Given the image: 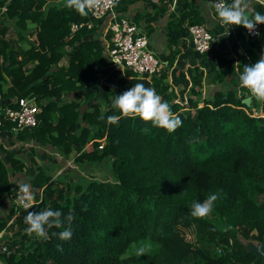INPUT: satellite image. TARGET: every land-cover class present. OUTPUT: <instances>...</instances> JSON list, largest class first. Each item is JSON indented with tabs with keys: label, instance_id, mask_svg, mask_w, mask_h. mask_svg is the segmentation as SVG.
Here are the masks:
<instances>
[{
	"label": "trees",
	"instance_id": "1",
	"mask_svg": "<svg viewBox=\"0 0 264 264\" xmlns=\"http://www.w3.org/2000/svg\"><path fill=\"white\" fill-rule=\"evenodd\" d=\"M134 1L119 0L115 6L126 10ZM237 2L246 5L244 10L250 5L249 19L264 12L260 0ZM187 18V24L202 23L191 5L184 8L180 21ZM72 22L82 25L72 30ZM103 22L89 12L81 15L67 0H0V105H14L15 97H34L41 106L39 120L17 130V139H32L62 158L74 153L78 162L53 179L56 163L30 156L26 168L33 173L27 183L35 201L30 208L12 203L0 216V230L10 231L0 236V264H264L247 247L248 241H264V99L233 77L232 86L215 90L198 105L202 71L196 69L188 71L194 85L186 100L173 101L165 92L162 69L151 78L162 100L180 117L171 130L122 114L112 101L124 86L82 107L67 92L96 83L108 71L106 48L94 33ZM258 24L262 30L264 22ZM234 26L230 45L240 59V74L245 64L264 54V45L256 50L243 33L244 25ZM10 27L17 37L10 35ZM22 40L30 45L23 48ZM239 45L247 55L238 52ZM203 53L211 54L206 60L214 70L212 81L225 80V51L212 42ZM62 56L66 61L59 65ZM27 61L33 62L26 70ZM6 79L9 83L3 88ZM246 96H251L248 104L243 101ZM110 115L117 119L110 121ZM11 126L3 120L0 127ZM88 142L91 149L84 148ZM6 152L11 167L24 171V162L12 150ZM95 165L108 169L105 178L80 172ZM9 171L0 155V197L26 183L11 181ZM212 192V218L193 215L192 202ZM46 208H59L61 223L47 227V238L27 233L26 214ZM69 226L71 238L61 239L59 232ZM186 228L192 238L186 236ZM142 240L157 247L127 253Z\"/></svg>",
	"mask_w": 264,
	"mask_h": 264
},
{
	"label": "crops",
	"instance_id": "2",
	"mask_svg": "<svg viewBox=\"0 0 264 264\" xmlns=\"http://www.w3.org/2000/svg\"><path fill=\"white\" fill-rule=\"evenodd\" d=\"M260 1L264 2L263 0ZM187 5H191L198 11L201 22L212 32L214 46L217 49L225 51L227 63L223 68H226V81H212L211 78L214 70L206 60V57L211 56V54H204L194 49L187 30L188 18L180 21V15ZM115 9L117 14L126 15L134 21L139 30L147 35L149 48L163 62L164 76L162 77V83L167 85L165 92L171 96L173 101L183 102L191 93L190 89L194 83L191 80L189 70L195 71L198 69L202 71V85L199 88L200 95L203 96L202 98L209 97L219 88H226L227 85L232 86L231 79L233 77L240 82V74L237 70V62L240 59H238L231 49V38L227 32L228 23L221 22L212 0H168L167 3L161 4H157L151 0H135L126 10L117 6H115ZM249 9L250 5L244 10L245 14L249 12ZM103 25L104 22L101 24L102 27H99L94 33H96V36H98L104 48H106ZM11 29L12 27L9 28V30ZM9 32L11 36L17 37L14 30ZM250 38L249 44L256 50H259V47L264 45V27H262L261 33L257 37ZM19 43L23 48H27L30 45L25 40L19 41ZM238 52L247 55L241 45L238 46ZM32 62L27 61L24 64L25 69ZM127 69L119 64H111L109 62L108 71L100 80L82 89L68 91L67 96L77 98L82 103V107H87L93 102H101L107 90L118 86H124L127 89L132 84L142 82L145 86L154 88L151 75L127 72ZM8 83V79L3 80V88ZM86 93H91V95L87 97ZM201 102L203 103L202 99ZM16 131L12 127H0V155L9 166L11 181H15V183L24 181L27 183L30 180V174L33 173L32 169L28 170L26 168L30 164V156H34L38 162H41L40 160L47 162L50 161L48 159L53 150L37 145L32 139H17ZM87 149H89V146H87ZM7 150H12L14 156L24 162V171H15L11 167V164L8 163ZM72 154L74 155V153H71L70 156ZM53 159L58 160L60 158L53 156ZM10 207L11 198L9 196L0 197V216L7 214ZM5 233H10V231L6 228L0 230V236H4Z\"/></svg>",
	"mask_w": 264,
	"mask_h": 264
},
{
	"label": "built area",
	"instance_id": "3",
	"mask_svg": "<svg viewBox=\"0 0 264 264\" xmlns=\"http://www.w3.org/2000/svg\"><path fill=\"white\" fill-rule=\"evenodd\" d=\"M117 1L119 0H85L87 12L93 18H104L103 31L104 34H109L108 39H106V52L109 62L111 64H119L139 74L151 75L161 72L164 66L163 62L149 48L147 35L139 30L137 24L126 15L117 14L115 9ZM151 1L157 4L168 2V0ZM212 3L216 8L217 0H212ZM219 3L224 4V1L219 0ZM81 25L82 22H72L71 29L75 30ZM87 25L91 26V21L87 22ZM187 30L195 50L201 53L209 50L214 36L205 24L189 23L187 24ZM234 31V24H228L227 32L232 33ZM243 33L247 37H257L261 33V27L258 23L254 28H249L244 25ZM12 101L15 103L12 106L0 105V126L3 120H8L12 123V128L19 130L25 127H31L38 122V113L41 110V106L35 101L34 97L20 96L15 97ZM29 194L34 202V194L30 186ZM21 195L22 190L19 186L14 193H9L8 196L11 198V205L14 203L17 208L18 206H23L19 202ZM2 248L6 249V246Z\"/></svg>",
	"mask_w": 264,
	"mask_h": 264
},
{
	"label": "clouds",
	"instance_id": "4",
	"mask_svg": "<svg viewBox=\"0 0 264 264\" xmlns=\"http://www.w3.org/2000/svg\"><path fill=\"white\" fill-rule=\"evenodd\" d=\"M67 2L73 5L81 15H87L85 0H67ZM244 7L240 6L237 0H233L232 4H221L219 0L216 3L217 15L221 22L229 25L243 24L249 28L256 27L258 22H264V12L257 11L254 13V18L249 19L245 14ZM239 80L241 85L247 87L257 98L264 99V54H261L254 63L244 65ZM112 103L120 109L122 114L138 115L144 120H151L153 124L166 127L169 130L181 122L180 117L172 111L168 102L162 100L154 88L145 86L142 82L132 84L116 94ZM108 119L115 121L117 116L110 115ZM19 187L22 190L19 202L23 207L30 208L33 201L29 194V185L24 183ZM215 199L216 193L212 192L203 200H194L191 207L192 214L195 216L206 215L213 207ZM67 215L70 219L71 214ZM60 216L61 210L59 208L29 211L24 217L27 224L25 231L29 234H35L37 237L47 238V227L60 224ZM58 235L61 239H70L72 236L71 227H64ZM141 251L143 250L141 249Z\"/></svg>",
	"mask_w": 264,
	"mask_h": 264
},
{
	"label": "rangeland",
	"instance_id": "5",
	"mask_svg": "<svg viewBox=\"0 0 264 264\" xmlns=\"http://www.w3.org/2000/svg\"><path fill=\"white\" fill-rule=\"evenodd\" d=\"M203 96L199 97V101L200 102L198 105H201L202 102H201V98ZM103 138L104 137H101L99 139V144H102L103 143ZM87 146H89V149L92 148V144L91 142H88L84 148L87 149ZM100 147V146H99ZM50 158L48 160L52 161V164H54V162L56 163V170L54 169L53 170V179L56 178V175L60 174L62 170L64 169H69V168H76L78 165V162H76L75 160V156L72 154V156H70V154L66 157V158H62V163L61 164H58L57 163V160L56 159H53V156H57V158H60V156H58V152H53L50 154ZM41 162H44L42 160H40ZM54 161V162H53ZM80 169V168H79ZM80 172L82 174H95L96 176H99L100 178H105L106 174L108 173V169H106V167L104 165H95L93 166L92 168H90V166H88L86 169H80ZM73 183H75V180L73 181ZM59 186V185H58ZM41 194V192H40ZM205 216H208L210 218H212L213 214H212V211L210 210ZM214 219V218H213ZM186 232V236L189 237V238H192L193 236V233L188 229L186 228V230H184ZM157 247V244L155 242H152L150 240H142L140 242H136V243H133L127 250V253H141L143 251H152L154 250L155 248ZM141 249L143 251H141Z\"/></svg>",
	"mask_w": 264,
	"mask_h": 264
},
{
	"label": "water",
	"instance_id": "6",
	"mask_svg": "<svg viewBox=\"0 0 264 264\" xmlns=\"http://www.w3.org/2000/svg\"><path fill=\"white\" fill-rule=\"evenodd\" d=\"M64 61H66V57L62 56L60 60L58 61V64H62ZM251 96H246L243 98V101H245L247 104L250 103ZM247 247L249 250L255 251L257 254H259L262 258V262L264 263V241L254 242V241H248Z\"/></svg>",
	"mask_w": 264,
	"mask_h": 264
}]
</instances>
